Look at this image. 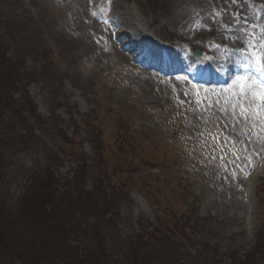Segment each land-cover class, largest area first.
Returning <instances> with one entry per match:
<instances>
[{
  "label": "rangeland",
  "instance_id": "obj_1",
  "mask_svg": "<svg viewBox=\"0 0 264 264\" xmlns=\"http://www.w3.org/2000/svg\"><path fill=\"white\" fill-rule=\"evenodd\" d=\"M93 2L0 0V32L12 28L30 47L20 56L23 79L13 97L21 101L27 93L44 121L40 128L33 124V132L26 129L16 148L4 151L0 190L8 204L49 169L65 188L113 191L104 202L105 234L93 208L82 218L97 230L93 239L103 237L99 244L112 264L129 258L131 242L169 216L173 240L179 241L180 231L195 241L175 253L185 258L182 264H228L232 255L259 258L256 252L264 253V130L253 129L238 112L235 119L231 110L221 112L225 105L215 103L224 100L223 89L240 68L230 55V29L221 22L212 27L216 12L205 0H101L100 7L117 22L115 42L100 17L92 16ZM247 15L249 29L264 39V0L250 2ZM142 37L177 61L189 58L194 46L202 48L228 84L195 86L132 64L130 44ZM139 49L134 52L142 55ZM17 50L13 44L8 56L14 58ZM19 119L16 114L11 120ZM230 141L236 142L239 159ZM36 181L33 190L40 189ZM83 238L71 235L66 245L78 250L93 245L81 247ZM170 260L175 262L167 258L165 263Z\"/></svg>",
  "mask_w": 264,
  "mask_h": 264
},
{
  "label": "trees",
  "instance_id": "obj_2",
  "mask_svg": "<svg viewBox=\"0 0 264 264\" xmlns=\"http://www.w3.org/2000/svg\"><path fill=\"white\" fill-rule=\"evenodd\" d=\"M224 2L226 1L220 0L218 4ZM8 29L9 31L0 32V174L3 161L7 160L4 151L14 149L19 143L24 142L27 137L26 129L33 132L35 127L33 124L40 128V124L44 122L27 93L20 97L21 101L13 97L20 86L19 79L23 76V67L18 64L20 56H23V52L24 56H27L25 50L30 47L24 46L25 39L22 34L17 37L12 28ZM13 44L21 50L19 53L17 50V56L14 58L8 56ZM33 47L39 48L34 44ZM16 114H19L21 119L13 122L11 119H14ZM5 121L8 122L7 125L4 124ZM20 124L23 125L22 129H19ZM41 174L31 181L16 203L8 204L4 191L0 190V264H40L46 261L50 264H112L114 259L110 258L105 247L99 244L103 237L93 239L91 234L96 235L97 230L87 225L82 218L86 216L83 215L85 210L93 208V216L96 220L99 218L96 224L101 223L100 232L105 234L103 232H107L105 226L107 209L104 202L113 198V191L93 193L85 192L79 187L65 188L60 178L49 169L43 176ZM36 179L39 181V190H33L37 186ZM90 201V206L86 207V202ZM166 218L139 234L136 242H131L128 246L129 258H123L119 264H182L180 260L185 258L175 253L182 254L183 246H187L188 240L192 244L195 241L180 231H177L179 241L173 240L169 229L175 223H170L168 220L170 216ZM183 219L181 216L179 221L182 223ZM71 235L84 236L82 241H79L81 247H84L82 245L84 242L93 245H86L81 250L69 247L66 241ZM143 237L144 240L140 242ZM139 248L143 249L142 253H137ZM256 254L260 255L259 258H251V254H248L246 260L241 256L232 255L226 262L264 264V253L258 251ZM213 255L212 257L216 256L215 253ZM167 258H175V262L170 260V263H165Z\"/></svg>",
  "mask_w": 264,
  "mask_h": 264
},
{
  "label": "snow or ice",
  "instance_id": "obj_3",
  "mask_svg": "<svg viewBox=\"0 0 264 264\" xmlns=\"http://www.w3.org/2000/svg\"><path fill=\"white\" fill-rule=\"evenodd\" d=\"M232 35L235 36L232 41L235 46L230 55L237 57L238 67L248 71L237 74L232 80V84L223 89L225 93L224 100L221 102L218 98L215 103L225 105L220 109L221 112L231 110L234 119L238 112L239 117L246 123L251 121L253 129L259 126L264 130V39L258 40V35L254 31L245 32L243 37L235 35V33H232ZM221 39L227 42L229 36L221 34ZM211 46L217 50L220 47L216 44ZM205 59H209V57H205ZM200 103L201 101L198 100L197 104ZM230 143L232 144V154L239 159L240 150L236 147V142L230 141ZM213 158L215 159V157ZM221 159L223 160L224 157L222 156Z\"/></svg>",
  "mask_w": 264,
  "mask_h": 264
},
{
  "label": "bare ground",
  "instance_id": "obj_4",
  "mask_svg": "<svg viewBox=\"0 0 264 264\" xmlns=\"http://www.w3.org/2000/svg\"><path fill=\"white\" fill-rule=\"evenodd\" d=\"M142 39L145 40V37H142ZM139 50L142 52V55H145L143 49L140 48ZM201 63H202L203 65H207V62H205L204 60H202Z\"/></svg>",
  "mask_w": 264,
  "mask_h": 264
}]
</instances>
